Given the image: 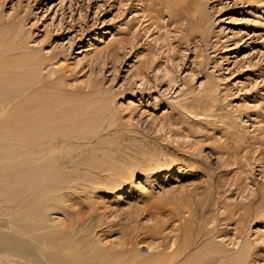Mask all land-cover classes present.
Returning <instances> with one entry per match:
<instances>
[{
  "label": "rangeland",
  "instance_id": "1",
  "mask_svg": "<svg viewBox=\"0 0 264 264\" xmlns=\"http://www.w3.org/2000/svg\"><path fill=\"white\" fill-rule=\"evenodd\" d=\"M1 65L36 71L101 160L68 204L107 246L162 264L250 241L264 264V0H0Z\"/></svg>",
  "mask_w": 264,
  "mask_h": 264
},
{
  "label": "bare ground",
  "instance_id": "2",
  "mask_svg": "<svg viewBox=\"0 0 264 264\" xmlns=\"http://www.w3.org/2000/svg\"><path fill=\"white\" fill-rule=\"evenodd\" d=\"M16 63L17 60L14 61L15 66ZM22 67H24L23 64ZM22 67L20 70L24 72L26 68L22 69ZM4 69L5 66L1 65L0 264H129L132 261L135 264H149L156 262L155 257L143 258L136 252L128 260L130 248L116 249L115 243L107 246L103 237L106 230L101 229L95 232L94 226L93 229L87 227L88 224L83 226L87 220H82L84 215L81 217L79 210L74 209L77 216L72 224L67 225V220L64 218H69L70 213L74 215L71 210L74 204L72 200L82 195L80 193L83 189L80 190V188L83 183L80 184L79 181L82 177L86 178L91 170L96 172L100 167L99 164L101 165V160L97 161L99 164L96 165L99 167L96 168L95 164L87 163L89 161H86L88 159L83 156L84 152L80 153L81 143L88 138L80 132L65 129L64 122L68 115L59 114V107L62 104H59L60 97L56 92L50 88L44 90L40 87L36 91L30 89L37 81L36 71H31L27 76L22 75V72L7 75L8 71L3 73ZM11 84L16 86L12 87ZM31 90L32 92L27 94L23 101L11 105L14 100ZM87 142L89 143V140ZM75 146L76 153L69 152L68 149ZM96 177L99 178L100 175ZM89 181L93 182V180ZM75 202L77 203L78 200ZM55 214L58 215L55 216ZM184 219L186 227H183L184 232L185 229L189 232L193 225H190L191 222L186 220L187 218ZM221 220L220 226H224V221L228 218ZM179 228L177 227V230ZM218 229L217 232H221L219 233L221 236L224 229L219 231ZM126 240L120 241L121 245L132 243V240ZM142 241H136L134 246ZM209 243L212 244L203 250L205 253L203 257L200 255L201 252L190 256L191 258L186 255L188 248L193 244V241L188 238L185 239L184 246L178 245L176 251L169 250L170 254L163 253L159 257H162V264H174L185 257L183 261H179L180 264L197 262L200 257L203 258L202 261H205L200 264H214L219 258L221 259L219 264H256L257 260H260L257 246L254 244L255 247L250 241L241 243L239 246L235 241H230V244L237 245L235 251L223 246L217 248L211 241ZM175 245L174 240L169 243L168 248H173ZM136 249L138 252L137 246Z\"/></svg>",
  "mask_w": 264,
  "mask_h": 264
}]
</instances>
